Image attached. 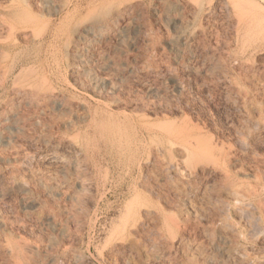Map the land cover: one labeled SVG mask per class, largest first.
Here are the masks:
<instances>
[{"label": "rangeland", "instance_id": "rangeland-1", "mask_svg": "<svg viewBox=\"0 0 264 264\" xmlns=\"http://www.w3.org/2000/svg\"><path fill=\"white\" fill-rule=\"evenodd\" d=\"M0 264H264V0H0Z\"/></svg>", "mask_w": 264, "mask_h": 264}, {"label": "bare ground", "instance_id": "bare-ground-1", "mask_svg": "<svg viewBox=\"0 0 264 264\" xmlns=\"http://www.w3.org/2000/svg\"><path fill=\"white\" fill-rule=\"evenodd\" d=\"M233 190H234V189H233ZM235 192H236V191H235ZM237 192H238V191H237ZM237 192H236V193H237ZM234 195H235V194H234ZM236 195H237V194H236Z\"/></svg>", "mask_w": 264, "mask_h": 264}]
</instances>
